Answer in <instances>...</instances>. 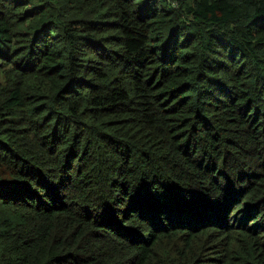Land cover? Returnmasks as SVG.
Here are the masks:
<instances>
[{
    "label": "trees",
    "instance_id": "16d2710c",
    "mask_svg": "<svg viewBox=\"0 0 264 264\" xmlns=\"http://www.w3.org/2000/svg\"><path fill=\"white\" fill-rule=\"evenodd\" d=\"M0 264H264V0H0Z\"/></svg>",
    "mask_w": 264,
    "mask_h": 264
}]
</instances>
